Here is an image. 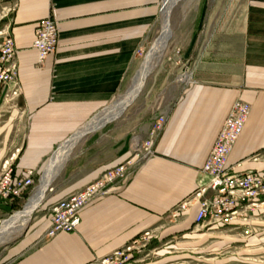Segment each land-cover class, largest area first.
I'll return each instance as SVG.
<instances>
[{"label": "crops", "instance_id": "0c3cea01", "mask_svg": "<svg viewBox=\"0 0 264 264\" xmlns=\"http://www.w3.org/2000/svg\"><path fill=\"white\" fill-rule=\"evenodd\" d=\"M165 1L6 0L22 93L9 102L6 94L13 85H0V172L11 167L18 176L35 170L27 196L41 186L58 149L86 135L55 170L28 227L0 250V264H85L146 231L158 235L151 245L157 264L198 250L214 254L241 244L250 251L264 243V195L256 199L262 204L258 209L229 225L198 224V205L178 221L168 216L197 188L237 100L249 103L251 113L228 172H264V0H189L190 11L175 14L168 45L180 49L179 60L188 71L169 82L170 88L163 86L159 95L168 104L151 114L132 106L120 119L89 130L94 119L131 90ZM54 10L59 47L40 65L33 47L36 27ZM163 81L167 84L168 77ZM160 116L166 124L154 143L155 156L114 194L84 207L75 232L44 239L51 207L130 158ZM9 208L1 206L0 214ZM249 228L255 234L245 239Z\"/></svg>", "mask_w": 264, "mask_h": 264}, {"label": "built area", "instance_id": "2783aa9c", "mask_svg": "<svg viewBox=\"0 0 264 264\" xmlns=\"http://www.w3.org/2000/svg\"><path fill=\"white\" fill-rule=\"evenodd\" d=\"M59 41V22L54 10L51 15L40 20L36 27L33 47L38 52L40 65L56 53ZM16 53L15 41L7 31L0 45V85H13L6 94L9 102L22 93L17 81ZM250 113L249 103L241 100L234 102L210 156L201 169L202 177L197 188L169 211L168 216L172 221H178L198 205V224L210 222L229 225L235 219L245 220L248 211H255L262 205L256 199L264 195V172L237 175L228 172L229 158ZM165 124L164 116L157 117L152 123L148 139L133 149L130 158L54 204L50 209V226L44 239H52L61 232H75L81 223L80 212L84 207L98 198L114 194L117 187L128 181L145 162L154 157V143ZM36 176L35 170L17 176L11 167L3 169L0 172V207L12 206L22 199L34 187ZM249 233V230L245 231L246 235ZM157 239L156 233L146 231L123 248L85 264H132L136 261L135 255L144 253Z\"/></svg>", "mask_w": 264, "mask_h": 264}, {"label": "rangeland", "instance_id": "374dc122", "mask_svg": "<svg viewBox=\"0 0 264 264\" xmlns=\"http://www.w3.org/2000/svg\"><path fill=\"white\" fill-rule=\"evenodd\" d=\"M181 11H190V3L189 0H179L175 5H173L171 11H170V34L167 39V46L163 51L157 52L155 57L153 58L151 64H150V70L147 75V78L145 80V83L143 85V88L141 92L138 94L137 98L132 102L131 105H129L125 111L121 115L118 116V118L110 121L113 122L117 119H120L122 116L125 115V113L133 107H139L140 110L145 112L146 114H151L158 109H161L162 107L166 106L168 103V99H165L162 97V95H159L160 91H162L164 88L163 86H167L170 88L169 82H177L181 78H183V75L186 74L188 71V67H186L183 63L180 62L179 57L181 56L180 49L177 48V50L174 51L173 46H168L170 42L172 41L174 37V17L175 14H179ZM11 14V7L7 5L6 0H0V45L3 41V38L7 32V28L9 26V18ZM186 25L189 24V20L185 21ZM163 28V11L162 16L159 21L158 27L153 33L149 45L145 51V54L143 55V64H145L146 59L148 55L153 51L155 48V44L158 40V37L160 38ZM143 67V66H142ZM142 69V68H141ZM138 76V75H137ZM168 77L167 84L165 83L163 85V80ZM137 78V77H136ZM135 78V80H136ZM135 80L133 82H135ZM173 84L171 89H173ZM151 92V95L149 97H144V92ZM129 90L125 93H123L118 99H116L109 107H107L103 113L107 112V110H110L112 107H114L116 104H118L120 101H122L125 96H127ZM144 97V98H143ZM109 122V123H110ZM108 123V122H107ZM106 123V124H107ZM105 125V124H104ZM103 125V126H104ZM40 187L35 189L31 194L25 196L23 199L16 202L15 205L10 206L8 211H6L4 214H0V226L2 223L6 220H9L15 213L22 211L31 197L38 191ZM47 194V192H46ZM46 194L44 197H46ZM44 199L42 200V202ZM41 202V203H42ZM40 203V204H41ZM37 209L34 210L33 214L30 217L29 222L26 224L25 228L22 229L21 232L11 235L5 243L0 245V250L9 246L12 244L16 239L19 238V236L25 231V229L30 224L33 216L37 212ZM249 230V235L245 234V231ZM243 232V237L245 239L250 238L254 236L255 230L253 231L252 228L246 229ZM153 243V242H152ZM152 245V244H151ZM247 248V247H245ZM244 247L241 246V244L238 245L237 248L231 247L228 250L220 251L218 253L214 254H208L205 253L204 250H198L194 254L191 255H183L176 257L175 259L166 262H163L162 264H264V243H261L258 246V250H251L248 251ZM152 247L146 249L144 253L140 254V257L136 258L137 263L140 264H146V263H152L157 264V259L153 260V256H151V250Z\"/></svg>", "mask_w": 264, "mask_h": 264}, {"label": "bare ground", "instance_id": "6f19581e", "mask_svg": "<svg viewBox=\"0 0 264 264\" xmlns=\"http://www.w3.org/2000/svg\"><path fill=\"white\" fill-rule=\"evenodd\" d=\"M179 0H169L167 4L165 5L163 9V28L160 38L158 37V40L155 44V48L153 51L148 55L145 64L143 65L141 71L139 72L135 82L133 83V86L131 90L128 92L127 96L120 101L118 104H116L114 107H112L110 110H107V112L102 113L99 117H95L94 121L90 124L89 130H96L106 124L107 122H110L125 111L124 109L130 105L138 96L141 89L143 88V85L145 83V80L147 78V75L150 70V64L155 57L157 52L163 51L165 46L167 45V39L170 34V11ZM89 126V125H88ZM87 126V127H88ZM86 131V130H85ZM87 132V131H86ZM85 134V133H83ZM83 134H78L74 138H72L69 142H67L65 145H63L58 152L55 153L50 165L49 169L47 171V175L44 178L40 188L38 191L31 197L25 208L15 213L9 220H6L2 223L0 226V245L3 244L5 241L9 239L11 235L17 234L22 231L23 228H25L26 224L29 222L31 215L33 214L34 210L37 209L38 205L42 202L44 199V196L46 194L47 188L49 186L51 177L53 176L55 170L61 165V163L66 159L68 154L70 153L72 147L76 142L83 136ZM86 135V134H85ZM75 148V147H74ZM63 164V163H62Z\"/></svg>", "mask_w": 264, "mask_h": 264}, {"label": "water", "instance_id": "95a60500", "mask_svg": "<svg viewBox=\"0 0 264 264\" xmlns=\"http://www.w3.org/2000/svg\"><path fill=\"white\" fill-rule=\"evenodd\" d=\"M168 1H169V0H166V1H165L164 6H163V9H164V7H165V5L167 4Z\"/></svg>", "mask_w": 264, "mask_h": 264}]
</instances>
